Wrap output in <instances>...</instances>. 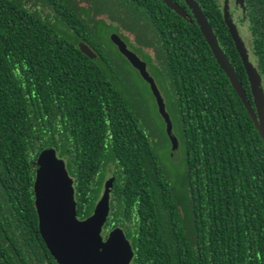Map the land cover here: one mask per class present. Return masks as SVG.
Masks as SVG:
<instances>
[{"label":"trees","instance_id":"16d2710c","mask_svg":"<svg viewBox=\"0 0 264 264\" xmlns=\"http://www.w3.org/2000/svg\"><path fill=\"white\" fill-rule=\"evenodd\" d=\"M49 1L71 33L30 3L0 0V264H59L35 204L38 157L50 146L74 179L80 218L92 214L112 172L107 223L134 234L132 264H264V138L197 21L163 0ZM87 10L96 11L94 26ZM105 11L132 18L141 25L132 35L142 28L165 56L180 179L104 67L118 65L97 32ZM79 42L101 57L91 59Z\"/></svg>","mask_w":264,"mask_h":264},{"label":"water","instance_id":"95a60500","mask_svg":"<svg viewBox=\"0 0 264 264\" xmlns=\"http://www.w3.org/2000/svg\"><path fill=\"white\" fill-rule=\"evenodd\" d=\"M163 1L180 15H185L184 9L174 0ZM184 1L192 11L214 57L219 64L225 67L234 86L249 108L247 99L237 83L236 76L201 6L196 0ZM111 39L116 42L120 52L129 60L132 66L138 69L142 77L151 85L159 112L166 123V131L172 141V156L174 159L180 158L179 141L173 131V121L156 80L147 68V63L131 50L118 34L114 33ZM79 47L90 58L96 59L97 55L90 45L81 42ZM246 65L254 86L257 88L256 75L247 62ZM257 91L259 94L257 98L259 99L261 89ZM258 105L261 114L263 112L260 101ZM254 119L264 138V116L260 115V120ZM113 180L114 177L106 180L104 192L96 203L92 214L86 218H80L77 211L74 179L69 174L65 159L59 157L56 148L52 146L41 151L38 157V168L34 184L35 204L42 238L59 264L131 263L134 251L124 230L117 226L109 232L106 239L103 238L102 234L111 209L110 197Z\"/></svg>","mask_w":264,"mask_h":264},{"label":"flooded vegetation","instance_id":"af4514ba","mask_svg":"<svg viewBox=\"0 0 264 264\" xmlns=\"http://www.w3.org/2000/svg\"><path fill=\"white\" fill-rule=\"evenodd\" d=\"M174 1L177 2L184 9L185 18L189 20L190 23H193L196 21L191 10L189 9L188 5L186 4L184 0H174ZM196 1L201 6L203 12L207 16L213 28L215 35L217 36L218 42L228 59L231 69L233 70L236 76L237 83L239 87L241 88V91L244 94L245 98L247 99L252 119L256 123L254 118L260 120V115L264 116V0H196ZM187 10L189 13L186 12ZM114 33L118 34L123 39L124 36L122 35L121 31L119 32L115 31ZM124 41L127 43L126 40ZM104 48H106V46H104ZM118 51L120 52V50ZM149 51L152 54L156 53V50L153 51L152 47H149L147 52ZM95 53L97 57L96 59H93V60L97 61L99 57L101 56L96 51ZM104 54L107 58H109L110 56H113L110 53L109 49H105ZM120 54L123 55L121 52ZM102 57L104 56L102 55ZM126 60L129 62L127 58ZM111 61L112 60H110L109 62ZM246 62L249 64V66L251 67V69L256 75V81L258 83L257 88L254 86L252 77L247 69ZM111 63H112L111 66L104 65V67L108 69L110 79L113 81L114 85L119 90V92L121 94L126 95L133 102L135 112L139 111V114H138L139 118L140 116L141 118L143 117L142 119H144L147 123V125H145V123L143 124L145 126V130L147 131L149 135V138L152 141H154L157 145L161 143L159 147L162 149L161 129H160V126L158 125L159 122L157 120L159 117L158 115H160L161 117L162 115L159 112L157 100L152 91L151 85L142 77L139 70L133 67L130 62L129 63L131 64V66L138 72L140 77L144 80L143 86L139 84L138 85L130 84L128 82V79H129L128 72L124 68L122 69V71H120L119 65H116L114 62H111ZM220 68L223 71L225 77L229 80L231 86L234 88L237 95L240 97L241 101L243 102L241 94L239 93L237 88L234 86L233 81L228 75L225 67H223L220 64ZM258 89L259 90L261 89L259 99L257 98V95H259L257 91ZM149 96H151L155 102V106H156L155 110L157 113V119L153 116V113H152L153 108L150 105L151 101H150ZM164 100L166 102V108L168 110L167 101L165 98ZM259 101L262 105L263 113L261 114H260V108L258 105ZM173 131L179 141L180 159H182L183 152H182V146H181V138H180L178 131L175 132L174 130V123H173ZM166 133L168 134L167 131ZM168 137L170 141L169 140L167 141L169 142L172 148V141H171L169 134H168ZM103 143H104L105 148L109 147L106 141L103 140ZM161 149H160L161 152L159 151V153H161L162 155ZM109 169L112 170V168H109ZM110 177H113L112 172L108 173V176L103 183V190H102L101 195L104 192L105 182ZM114 182L115 180H113V186L111 190L110 206L114 198V194H113ZM110 215H111V209H110L108 218L110 217ZM108 218H107V221L105 222V225L102 231L104 239L108 237L109 232L113 228L117 227V226H113L112 228L109 227L107 223ZM119 227H121L124 230V233L127 239L129 240L132 246V249L134 251L135 249H134V244L132 241L134 234L128 233L127 231L128 226L127 227L119 226ZM134 255H135V251H134ZM134 255H133V258H134ZM133 258L130 264H132Z\"/></svg>","mask_w":264,"mask_h":264},{"label":"rangeland","instance_id":"374dc122","mask_svg":"<svg viewBox=\"0 0 264 264\" xmlns=\"http://www.w3.org/2000/svg\"><path fill=\"white\" fill-rule=\"evenodd\" d=\"M25 1V4L30 3L31 6L38 8V11H40V13L43 14H51V19L53 22H55V26H57L59 28V31H61L64 35H66L67 31L69 30V28L63 24L62 19H60V17H58V19L56 20L55 15L52 12V4L49 0H37V2L35 3L34 0H23ZM74 3L76 5H79V7H84L85 5L89 6L90 4H96V1L99 2V0H73ZM96 11H90L87 10L86 11V16L88 18V20L90 21V23L93 25L94 21H93V17L95 16ZM106 18H108V23L104 24L103 19L99 17V21H98V29L97 32L99 31V40L100 43L103 44V46H106L109 50L110 53L114 56V60L117 62V64L122 67V68H127L129 70V72L132 75L133 81L141 86H143V82L144 80L140 77V75L138 74V72L131 66V64L126 61L125 58L122 57V55L120 54V52L118 51L119 48L116 44V42L113 40H111V36L113 35V33L115 32L114 29L117 27L118 28V32L121 31L122 35L124 36L123 39L127 41V44L129 45V48L131 50H133L134 52H136L146 63H147V67L149 72L151 73V75L155 78L157 85L160 89V91L162 92L164 98L167 101V105H168V111L170 113V116L173 120V113H172V108L171 105L169 103V100H167V97L169 96V92H170V87L168 86V83L166 80L162 79V73H165V65H164V55L161 52H156L155 54L151 53V52H147L149 47H150V39H147V36L144 35V33L142 32V28L139 29L138 34L139 37L135 38L132 33H134V31L137 29L136 27L132 28V25L135 26H141V25H137L134 21H132V18L128 19L126 18L125 20H123V22L119 21L118 14H113L110 11H105L104 12ZM98 17V16H96ZM97 26V25H96ZM70 31V30H69ZM68 33H71L69 32ZM142 32V33H141ZM121 34V33H120ZM134 39V40H133ZM139 39V40H137ZM81 42H79L78 44H80ZM167 89H169L167 91ZM150 101H151V107L153 108L152 113L153 116L157 119V113L155 110V102L152 99L151 96H149ZM159 116V115H158ZM158 125L160 126L161 129V138H162V157L163 160L165 161V163L171 168L173 174H178L177 178L180 179V174L184 168V157L182 156V159L178 158V159H174L172 156V148L171 145L169 144V142L167 140H169L168 134L166 133V125L164 124V122L162 121V119L160 117H158ZM162 127H163V133H162ZM175 132L177 131V128L174 127ZM170 141V140H169Z\"/></svg>","mask_w":264,"mask_h":264}]
</instances>
